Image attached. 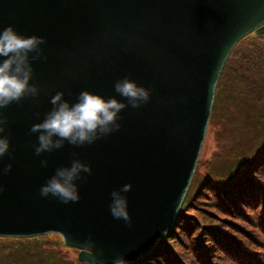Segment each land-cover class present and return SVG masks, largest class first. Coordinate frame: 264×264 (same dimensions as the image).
I'll list each match as a JSON object with an SVG mask.
<instances>
[{"label": "water", "instance_id": "water-1", "mask_svg": "<svg viewBox=\"0 0 264 264\" xmlns=\"http://www.w3.org/2000/svg\"><path fill=\"white\" fill-rule=\"evenodd\" d=\"M45 39L31 61L40 90L3 109L9 154L0 168V237L56 233L88 262L82 242L94 241L95 264L127 262L152 249L170 229L198 163L218 76L240 38L264 34V0H0V29ZM35 53L30 54L31 56ZM128 76L151 90L139 108L121 111L118 131L91 145L35 155L30 132L63 91L119 97L114 82ZM79 159L92 168L77 181L80 200L63 204L39 189L60 166ZM47 160L46 167L40 161ZM131 227L109 212L123 184Z\"/></svg>", "mask_w": 264, "mask_h": 264}, {"label": "trees", "instance_id": "trees-1", "mask_svg": "<svg viewBox=\"0 0 264 264\" xmlns=\"http://www.w3.org/2000/svg\"><path fill=\"white\" fill-rule=\"evenodd\" d=\"M229 53L208 121L214 151L199 155L170 229L127 264H264V34ZM67 248L54 233L0 237V264H89Z\"/></svg>", "mask_w": 264, "mask_h": 264}, {"label": "clouds", "instance_id": "clouds-1", "mask_svg": "<svg viewBox=\"0 0 264 264\" xmlns=\"http://www.w3.org/2000/svg\"><path fill=\"white\" fill-rule=\"evenodd\" d=\"M45 39L41 36H24L19 34L12 25L0 29V160L9 154L10 140L6 133V119L2 110L12 103H19L27 97L35 99L40 90L31 83L33 67L31 61L42 57ZM35 53L31 56L30 54ZM116 96L104 97L100 94L82 90L74 102L64 98L63 91H56L50 97L51 108L44 118L34 123L30 132L37 135V143L33 146L34 153L40 156L45 152H52L64 146L65 142L75 147L91 145L97 140L118 131L120 113L126 107L139 108L146 104L151 90L139 85L135 80L124 76L114 82ZM46 167L47 160L40 161ZM12 168L9 163L0 168V175L7 174ZM90 165L79 159H73L70 166H60L54 170L44 184L40 186L39 194L47 198L51 196L63 204L76 203L80 200L79 185L85 177L91 174ZM132 189L130 183L123 184L118 190L110 193L108 205L110 215L116 220H123L131 227L132 219L128 211L126 193ZM0 186V192H3ZM83 251L93 257L89 264H95L96 254L94 241L89 237L82 242ZM113 264H127L120 255Z\"/></svg>", "mask_w": 264, "mask_h": 264}, {"label": "rangeland", "instance_id": "rangeland-1", "mask_svg": "<svg viewBox=\"0 0 264 264\" xmlns=\"http://www.w3.org/2000/svg\"><path fill=\"white\" fill-rule=\"evenodd\" d=\"M216 132H218V129L217 128H212L209 131L207 130V132L205 134L206 137H205L204 142L202 144L203 147H202V150L200 152V158H202V160H208L209 159V156L214 151V148H215L214 138H215ZM245 234H246V236H249L250 232L247 230ZM60 241H61V237H60ZM61 243H62V241H61ZM73 249L67 248L64 251H67L68 252L66 254L67 256H69L71 258H75V257H77V255H76L77 249L76 250H73Z\"/></svg>", "mask_w": 264, "mask_h": 264}]
</instances>
